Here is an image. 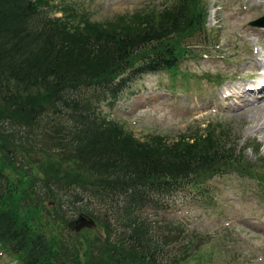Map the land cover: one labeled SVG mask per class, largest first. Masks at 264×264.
Wrapping results in <instances>:
<instances>
[{"label":"trees","instance_id":"16d2710c","mask_svg":"<svg viewBox=\"0 0 264 264\" xmlns=\"http://www.w3.org/2000/svg\"><path fill=\"white\" fill-rule=\"evenodd\" d=\"M199 8L194 0H177L167 21L160 24L152 17L146 26L137 18L117 17L105 35L89 33L87 45L93 53L81 57L74 42L69 49L63 45L65 30L59 22L64 20L51 14L52 2L0 0V153L11 158L17 178L10 179L0 168V250L15 264H101L105 252L115 264H177L168 261L166 246L143 211L167 209L165 200L174 192L193 190L201 196L209 179L231 170L257 177L256 164L228 141L225 126L188 133L167 146L139 141L127 130L115 128L121 125L104 124V128L88 108L89 103L94 108L92 100L114 104L137 77L175 69L186 54L181 35L205 29V14ZM74 37L72 41L81 38L82 45L87 40L83 35ZM42 120L50 126L38 132L31 129ZM60 132L64 133L57 136ZM43 136L54 146L58 137L61 145L57 146L61 151L43 157V167L62 161L79 174L77 181L58 182L49 173L37 178L23 164L15 165L29 163L33 150L25 144ZM92 176L101 180L94 182ZM86 179L94 184L92 194L84 188ZM21 182L32 191L24 192ZM34 189L57 203L40 205L52 214L49 223L59 234L49 237L35 230L17 210L18 202L35 194ZM63 199L87 214L96 213L97 200L104 204L101 234L109 239L108 248L97 247L94 240L88 244L79 236L74 219L60 214ZM94 238L99 241L102 236ZM84 245L89 252L81 250Z\"/></svg>","mask_w":264,"mask_h":264},{"label":"rangeland","instance_id":"374dc122","mask_svg":"<svg viewBox=\"0 0 264 264\" xmlns=\"http://www.w3.org/2000/svg\"><path fill=\"white\" fill-rule=\"evenodd\" d=\"M49 1L53 4L51 14L64 20L59 22L63 24V32L65 30L63 45L69 49V43L74 42L82 50L81 57H86L93 53L87 45L91 42L89 33L105 35L107 28L118 22L117 17L122 20L137 18L143 26L153 17L162 24L168 20V12L177 0ZM194 1L205 14V29L193 35H181L180 42L187 48L179 65L175 69L137 77L114 104L92 100L94 108L90 109V103L88 108L99 118L97 124L102 127L104 124L121 125L115 128L127 130L139 141L160 142L167 146L188 133H200L213 125L227 127L228 141L242 150L248 161L256 164L257 177L231 170L209 179L203 195L193 190L174 192L165 200L167 209L147 208L143 214L165 244L170 263L264 264V87L257 90L259 87L255 86L264 78V26L251 24L264 17V0ZM251 5H260V8ZM76 34L87 39L83 45L81 38L78 42L77 39L72 41ZM37 123L38 126L31 128L36 132L50 126L48 120ZM56 145L61 146L58 137ZM25 146L33 150L32 157H27L29 163L25 160L15 165L23 164L24 169L37 178L49 173L58 182L65 178L78 180L76 175L79 174L62 161L43 167L41 162L46 154L61 151L51 145L46 136L36 137ZM2 156L0 153V168L17 181L14 168L9 164L11 158L7 160ZM92 179L94 182L101 180L97 176ZM84 186L90 188V193L94 189L88 179ZM22 188L24 192L32 191L26 183H22ZM34 192L18 202L17 210L35 230L49 237L59 234L49 223L52 214L40 205L57 203L53 198H43V192L38 189ZM60 204L63 206L60 214L64 212L65 218L75 220L82 212L76 209L80 205L67 199ZM95 205L96 213L93 210L85 213L93 222L77 229L86 243L94 240V245L106 249L109 239L101 234L104 230L101 221L104 223L105 219L100 218L101 208L105 206L98 200ZM64 232L69 231L64 229ZM97 234L102 236L99 241L93 239ZM81 250L89 252L86 245ZM80 256L83 257L82 252ZM103 257L105 261L99 259L101 264H115L108 252ZM0 264H15V260L0 250Z\"/></svg>","mask_w":264,"mask_h":264},{"label":"water","instance_id":"95a60500","mask_svg":"<svg viewBox=\"0 0 264 264\" xmlns=\"http://www.w3.org/2000/svg\"><path fill=\"white\" fill-rule=\"evenodd\" d=\"M251 24L257 25V26H264V17H261L251 22ZM92 222H93L92 219L83 212L79 213L76 219L74 220L75 228H80L82 225H89Z\"/></svg>","mask_w":264,"mask_h":264},{"label":"bare ground","instance_id":"6f19581e","mask_svg":"<svg viewBox=\"0 0 264 264\" xmlns=\"http://www.w3.org/2000/svg\"><path fill=\"white\" fill-rule=\"evenodd\" d=\"M251 6H254L255 8H260V5H257V6H255V5H251ZM253 8V7H252ZM261 80H263L264 81V78H261ZM256 87H259L257 90H259L260 88H262V87H264L263 85H261V84H257L256 83V85H255ZM248 87H250V86H248ZM247 87V88H248ZM247 92V91H246ZM233 94H235V92L233 93ZM252 94V93H251ZM262 104V103H261Z\"/></svg>","mask_w":264,"mask_h":264}]
</instances>
